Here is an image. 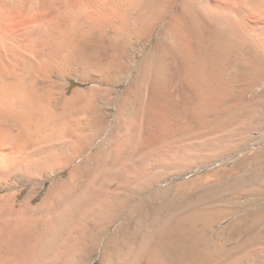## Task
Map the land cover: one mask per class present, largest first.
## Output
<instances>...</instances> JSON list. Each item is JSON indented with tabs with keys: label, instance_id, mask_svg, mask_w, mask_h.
Listing matches in <instances>:
<instances>
[{
	"label": "rangeland",
	"instance_id": "1",
	"mask_svg": "<svg viewBox=\"0 0 264 264\" xmlns=\"http://www.w3.org/2000/svg\"><path fill=\"white\" fill-rule=\"evenodd\" d=\"M183 1L176 0L174 5L169 1L163 6L157 1L155 6L150 3L135 18L131 33L121 30L114 51L107 54L111 59L104 73L107 83L97 87L80 83L78 67H73L74 75L62 82L68 84L69 95L80 88L92 99L84 111L74 115L78 121H74L76 137L68 144L70 148L80 145L85 149L104 132L95 146L74 164L91 155L80 187L101 188L112 184L114 205L107 219L96 220L92 214L73 218L83 221L85 229L83 232L72 228L63 234L60 250L72 253L71 264H100L108 239L118 235L119 227L120 234L129 238L138 216L144 221L155 212H160V216L178 212L187 220L193 215V221L186 222L185 229L191 221L195 223L197 228L191 233V242L199 243L201 253L208 256L216 249L214 263L264 264V12L259 16L248 10L226 17L222 14L224 19L219 15L220 20L212 13L207 17L202 10L203 1L185 0L194 6L202 24L212 25L205 33V44L220 39L225 45L223 62L215 67L216 71L212 70L211 74L208 69L211 67L207 68L205 84L212 97L204 104L199 102L203 108L199 106V113L194 114L188 95H183L180 88L184 72L176 68L181 57L168 46V28ZM158 7H164V14L155 13ZM220 29L225 30V37ZM158 61L164 62L166 68L160 100L164 129L154 131L140 121L146 91L140 83V74L145 73L149 64ZM125 93L128 95L124 99ZM112 100L113 106L107 107L106 103ZM51 104L58 117H67L62 103L52 99ZM103 115H109L108 123L102 119ZM127 124L132 125L128 128ZM131 128L134 132L129 137ZM133 135L141 138L138 140ZM42 141V146H59L65 155L68 153L69 146L63 143L59 132ZM97 147L101 149L98 151ZM67 176L68 170H65L44 180L38 176L17 179L12 181L13 189L1 192L0 196L20 191L17 198L20 204L27 194L38 190L32 203L37 204L53 182ZM126 176L131 178L129 182ZM117 194L124 198L121 205L113 200ZM0 201V225L22 221L15 212L5 210L4 200ZM136 210L140 211L138 215ZM44 232L40 229L39 233L43 236Z\"/></svg>",
	"mask_w": 264,
	"mask_h": 264
},
{
	"label": "bare ground",
	"instance_id": "2",
	"mask_svg": "<svg viewBox=\"0 0 264 264\" xmlns=\"http://www.w3.org/2000/svg\"><path fill=\"white\" fill-rule=\"evenodd\" d=\"M155 1L161 6L169 1L172 5L176 2L0 0V193L8 192L14 180H30L37 176L44 180L68 170L67 178L53 182L37 204L32 203L38 190L27 194L20 204H17L20 191L0 196L2 202L4 200L5 210L15 212L21 218L19 220H22L18 222L16 219L18 223L14 225H0V264H71L72 253L60 250L63 234L72 228H79L83 232L85 229L83 221L77 222L73 218L92 214L96 220H102L113 212L112 184L107 187L104 184L101 188L91 185L80 187L85 174L84 167L91 155L74 165L95 146L104 132L85 149L80 145L71 149L68 145L76 137L74 121L78 117L74 115L84 111L92 99L87 91L80 88L69 95L68 84L62 82L74 75L73 67H78L80 74H76L80 83H90L96 87L107 83L104 73L109 68L108 60L111 61L107 54L114 51L113 46L123 32L121 30L131 33L137 15L150 3L158 5ZM201 1L204 4L200 5L207 17L212 13L220 20L224 19L222 14L225 16L248 10L254 16H259L264 12V0ZM193 7L185 0L180 4L168 28V46L177 57H181L176 68L184 72L180 88L183 95H188L192 111L197 114L199 102L204 104L212 97L206 87L205 76L209 70L213 74L212 70L216 71L215 67L223 62L221 57L225 45L220 39L205 44V33L211 30L212 25L208 22L202 24ZM155 13L164 14V7L155 8ZM220 32L225 37V30L220 29ZM163 63L158 61L149 64L145 73L140 74L141 82L139 80L145 85L143 90H146L142 95L140 121L154 131L155 128L164 129V113L160 101L165 88L166 68ZM127 95L125 93L124 99ZM52 99L62 103V110L68 112L62 122L63 118L58 117L53 110ZM113 104L112 100L106 106L112 107ZM108 118L109 115L102 117L107 123ZM132 124H127L128 128ZM133 128L126 135L132 136ZM152 130L149 131L151 134ZM56 132L64 138L63 143L69 146L66 155L60 151L59 146L41 145L45 137H52ZM134 138L139 140L141 135ZM97 149L99 151L101 147ZM125 179L127 182L131 180L129 176ZM123 199L122 194L114 195L113 198L118 205L122 204ZM139 212L136 210L135 215ZM161 215L160 212L152 213L144 221L140 215L136 217L133 235L129 238L120 234L119 227L118 235L108 239V247L102 252L100 264H221L213 261L216 249L208 256L201 253L199 243L191 242V233H195L197 228L192 222L193 215L189 220L178 212ZM28 218L35 222H30ZM190 220L189 228L185 229L186 222ZM40 229L45 231L43 236L39 233Z\"/></svg>",
	"mask_w": 264,
	"mask_h": 264
}]
</instances>
